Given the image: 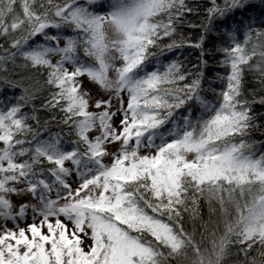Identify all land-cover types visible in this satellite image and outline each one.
<instances>
[{
    "label": "snow or ice",
    "instance_id": "obj_1",
    "mask_svg": "<svg viewBox=\"0 0 264 264\" xmlns=\"http://www.w3.org/2000/svg\"><path fill=\"white\" fill-rule=\"evenodd\" d=\"M250 7L210 0L191 72L160 62L185 46L186 0H0V84L21 89L0 101V264H264V11ZM217 21L229 39L206 51ZM17 69L45 77L50 119Z\"/></svg>",
    "mask_w": 264,
    "mask_h": 264
},
{
    "label": "trees",
    "instance_id": "obj_2",
    "mask_svg": "<svg viewBox=\"0 0 264 264\" xmlns=\"http://www.w3.org/2000/svg\"><path fill=\"white\" fill-rule=\"evenodd\" d=\"M58 2H63V0H58ZM218 3H223V0H217ZM186 3L189 4V6L196 9L193 13L187 14L186 21L191 22L192 24L197 25L196 27H190L188 26V23L186 22L184 25L181 26V32L184 37L185 46L179 49H174L172 52L165 51L164 55L160 57L161 65H166L172 60H179L182 64L184 69L189 70L191 72H196L197 68L196 66L199 65L200 60V52L199 49L189 47V44H195L199 42V37L202 34V29L199 26L202 21L203 17L206 15L207 7L210 6V0H186ZM252 7L249 8L247 12L244 13L245 17H258L262 11H264V8H262L260 4V0H251ZM198 6V7H197ZM17 7H19L17 5ZM237 19H240L239 14L236 17ZM217 27L214 28V30L207 34V37L205 39V46L206 51L209 49H215L221 46L223 41L228 40V36L226 35V31L231 29L232 25L231 23H221L220 21L216 22ZM70 32V30H67ZM39 42H43L42 38H37ZM177 41L181 39V36L178 34L176 37ZM238 39H242V35L238 36ZM2 42V40H0ZM171 42V41H168ZM253 43H257L255 40V37L253 39ZM249 48H251V45H249ZM159 51V50H155ZM260 49H257V52L259 53ZM208 60V67L205 68L204 76L205 80L203 83L204 87V95L216 99L215 95L209 88V82H211V86L214 88H221L222 85L218 82L216 79V74L221 73L223 74L226 69L223 67H220L217 63L219 59H222V54L219 52L215 53V59L212 57H206ZM261 62V58L259 54L253 58L252 63L254 65ZM9 69L12 68V65H8ZM155 67V65H153ZM257 73H248L247 79L249 80V88L258 87V84L256 83V77ZM24 77H31L30 79H24ZM12 80L20 81L21 84L24 87H28L30 90H34L36 94V99L33 101L37 109H41L42 103L45 101V99L48 97L49 94V87L44 83L45 77L40 76L38 74H33L31 71L23 70V69H17L16 74L12 75L10 77ZM21 93V89L19 87L17 88H11L8 85L0 84V101H6L9 97H18ZM14 102V101H13ZM256 111L258 113H264V107L260 105L255 106ZM24 111H30V107L27 109H24ZM183 111V110H181ZM41 115L42 119H50V116L45 113L42 109L38 113ZM259 123L261 125H264V119L260 120ZM54 130H56L54 128ZM253 138L259 142L257 143L255 147L260 148L262 147V144H264V127H262L258 131L253 132ZM199 213L200 218L204 222H209V211H208V205L205 201H200V207H199ZM185 227L187 230L191 231L193 227L192 220L190 218V213H185ZM213 220H215V217H212ZM196 228L198 232L200 231V222L199 220L196 222ZM197 239L199 240V235H197ZM255 254V253H254ZM242 258V257H241ZM229 259L235 261L236 257L232 256Z\"/></svg>",
    "mask_w": 264,
    "mask_h": 264
},
{
    "label": "rangeland",
    "instance_id": "obj_3",
    "mask_svg": "<svg viewBox=\"0 0 264 264\" xmlns=\"http://www.w3.org/2000/svg\"><path fill=\"white\" fill-rule=\"evenodd\" d=\"M54 59H58V58H54ZM84 80H85V87H86V88H92L93 91H94L93 86H92V85L86 80V78H84Z\"/></svg>",
    "mask_w": 264,
    "mask_h": 264
}]
</instances>
